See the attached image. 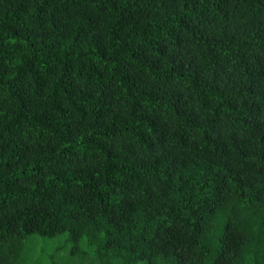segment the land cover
<instances>
[{
  "label": "trees",
  "instance_id": "1",
  "mask_svg": "<svg viewBox=\"0 0 264 264\" xmlns=\"http://www.w3.org/2000/svg\"><path fill=\"white\" fill-rule=\"evenodd\" d=\"M58 236L264 264V0H0V264Z\"/></svg>",
  "mask_w": 264,
  "mask_h": 264
},
{
  "label": "rangeland",
  "instance_id": "2",
  "mask_svg": "<svg viewBox=\"0 0 264 264\" xmlns=\"http://www.w3.org/2000/svg\"><path fill=\"white\" fill-rule=\"evenodd\" d=\"M28 245L29 256L34 258L41 254L47 264H61L69 255V244L64 236L54 239L32 237ZM80 249L83 251L76 260L77 264H103L98 256V247L95 243L82 242Z\"/></svg>",
  "mask_w": 264,
  "mask_h": 264
}]
</instances>
